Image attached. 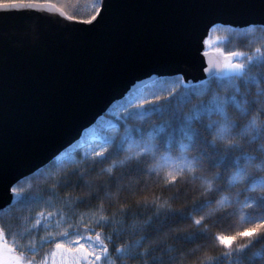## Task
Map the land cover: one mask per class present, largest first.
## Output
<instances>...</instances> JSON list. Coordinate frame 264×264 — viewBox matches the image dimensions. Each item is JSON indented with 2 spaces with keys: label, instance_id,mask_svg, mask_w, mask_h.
Wrapping results in <instances>:
<instances>
[{
  "label": "snow or ice",
  "instance_id": "obj_1",
  "mask_svg": "<svg viewBox=\"0 0 264 264\" xmlns=\"http://www.w3.org/2000/svg\"><path fill=\"white\" fill-rule=\"evenodd\" d=\"M16 3L44 7H17L5 0L0 15L51 9L66 21L121 38L130 34L131 10L143 6L133 0H94L89 17L80 20L56 0ZM193 7L196 11L177 30L165 67L141 69L143 76L128 80L119 99L107 77L97 75L56 127L84 118L98 102L102 106L92 119L107 109L115 123L101 117L87 127L91 120H86L79 125L83 134L77 130L79 138L72 137L75 143L56 146L53 141L43 156L23 153L18 163L30 162L33 178H44L43 192L22 196L16 185L24 174L6 177L0 162L9 200L18 198L23 205L0 224V264H127L126 245L116 247L119 233L143 232L154 218L167 220L169 227L149 240L136 264H151L149 249L161 239H175L180 247L174 259L156 264H257V257L264 262V254L251 252L264 241V0H199ZM237 27L245 36L260 35L254 54L215 47L217 58L206 59L209 32L232 33ZM197 64L200 76H193ZM8 91L0 69V127ZM154 116L166 118L165 124H148ZM149 160L153 163L145 165ZM105 161L110 163L102 172L111 176L119 169L117 191L101 196L84 177ZM125 174L126 183L121 182ZM82 180L86 194L60 195ZM122 192L127 193L123 199ZM93 197L98 203H90ZM106 198L114 208L105 207ZM85 202L88 211L81 210Z\"/></svg>",
  "mask_w": 264,
  "mask_h": 264
},
{
  "label": "water",
  "instance_id": "obj_2",
  "mask_svg": "<svg viewBox=\"0 0 264 264\" xmlns=\"http://www.w3.org/2000/svg\"><path fill=\"white\" fill-rule=\"evenodd\" d=\"M133 2L143 6L131 10L134 22L125 38L110 35L106 29H90L66 21L51 9L0 15V69L9 85L4 123L0 127V162L6 177L23 173V180L30 176V162L18 163L24 152L43 156L52 150L53 141L56 146H67L68 141L75 143L72 137L79 138L77 130L83 134L80 124L91 120L86 124L91 127L105 115L107 109L92 119L102 106L98 102L84 118L63 129L56 127L66 108L88 90L97 75L107 77L113 85L112 94L119 99L118 93L124 91L128 80L143 76V71L165 67L174 52L177 30L196 11L193 5L199 0ZM207 53L208 60L219 55ZM191 74L200 76L198 64ZM4 183L6 180L0 182V212L16 199L9 200Z\"/></svg>",
  "mask_w": 264,
  "mask_h": 264
},
{
  "label": "trees",
  "instance_id": "obj_3",
  "mask_svg": "<svg viewBox=\"0 0 264 264\" xmlns=\"http://www.w3.org/2000/svg\"><path fill=\"white\" fill-rule=\"evenodd\" d=\"M5 0H0V3H4ZM9 3H16V0H8ZM94 2V0H56V3L59 7L64 8L66 13L68 15H74L78 17L80 20H86L89 15L91 14L92 8L91 5ZM219 38V43H217V39ZM260 35H248L245 36L240 29H237L235 32L232 33H226L225 31L218 30L215 32L210 33L209 37V43L211 46V49L214 50L215 47H219L224 49L225 51H242L244 53H247L249 55L254 54V48L260 47ZM256 40L257 43L252 45V48L250 49L249 44L251 41ZM264 50V49H262ZM188 107H191V105H188ZM187 110V109H186ZM104 119L113 120L115 123L116 120L110 116L105 115L103 116ZM165 119L163 117H157L154 116L152 120L148 121V124H151L153 122H159L162 126L165 124ZM135 122H130V124ZM147 127V124L145 125ZM81 155L83 154V150H80ZM179 162V161H177ZM110 161H105L102 164H98L91 169L88 170L86 176L84 177V180H90L92 182V185L94 188H99L101 196H103V193L105 191L113 192L115 193L117 191V176L116 173L119 171V169H114L113 174L109 176L107 172H102V168H106ZM153 161H146L145 165H151ZM73 180H75V177H72ZM129 179V176L125 174L123 177H121V182H127ZM110 180L111 183L106 186L105 182ZM21 192L22 196H30L35 194L36 192H43L45 185H44V178L39 177L38 174L36 178H33V174L24 178L20 181L18 185H16ZM89 191L87 187H84L83 180L80 183V186L73 189L71 186L69 188L65 189L64 192L60 193V195L67 196L69 193H71L74 196H80L84 195ZM156 194L159 196L160 192L159 190H156ZM127 193L122 192L120 193L121 199H123ZM88 202H85V205H82V211H88L86 208ZM91 204L98 203V200L93 197V199L90 201ZM103 203L105 207L108 208H114L115 205L112 203L110 199H104ZM179 206V205H177ZM23 205L18 204L17 200L8 208L3 210L0 213V224H7L9 220L8 213L19 210L22 208ZM37 211H44L43 208H37ZM52 210V209H49ZM148 213L141 212V216H145ZM157 222L160 224L159 227H157ZM169 227V223L167 220L163 221H157L155 218L153 221L149 222V224L146 226L145 230L141 232L140 230H124L119 233L118 235V242L116 243V247L119 248L120 244L126 245L129 256L127 258V264H136L137 260L140 258V253L144 250L145 245L149 242L152 238H157L162 236V233L164 230ZM43 231L41 232V235H43ZM9 242L11 241V237H8ZM180 247V244L175 239H168L164 240L161 239L159 243H157L153 248L149 249L150 254L153 255V261L151 264H156V261L159 260H171L174 259L176 256L177 249ZM189 248H193L194 245H188ZM253 253H261L264 254V241H261L255 245V247L251 250ZM192 259H195V257H192ZM257 264H264V262L261 261L260 257H257Z\"/></svg>",
  "mask_w": 264,
  "mask_h": 264
},
{
  "label": "rangeland",
  "instance_id": "obj_4",
  "mask_svg": "<svg viewBox=\"0 0 264 264\" xmlns=\"http://www.w3.org/2000/svg\"><path fill=\"white\" fill-rule=\"evenodd\" d=\"M207 47H208V45H207ZM208 49H209V51H211V49L208 47ZM213 52H215V51H213ZM99 150V149H98Z\"/></svg>",
  "mask_w": 264,
  "mask_h": 264
},
{
  "label": "bare ground",
  "instance_id": "obj_5",
  "mask_svg": "<svg viewBox=\"0 0 264 264\" xmlns=\"http://www.w3.org/2000/svg\"><path fill=\"white\" fill-rule=\"evenodd\" d=\"M31 175H32V174H31ZM16 200H17V199H16ZM16 200H15V201H16ZM1 212H2V211H1ZM1 212H0V213H1Z\"/></svg>",
  "mask_w": 264,
  "mask_h": 264
}]
</instances>
